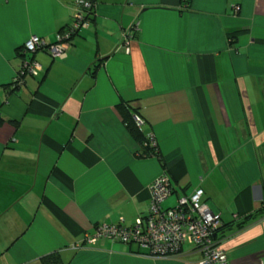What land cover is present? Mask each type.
Returning <instances> with one entry per match:
<instances>
[{
    "label": "crops",
    "instance_id": "1",
    "mask_svg": "<svg viewBox=\"0 0 264 264\" xmlns=\"http://www.w3.org/2000/svg\"><path fill=\"white\" fill-rule=\"evenodd\" d=\"M94 1L66 56L38 51L43 73L15 89L24 44H57L78 5L0 0V264L56 252L64 264H201L190 245L163 258L82 245L102 224L146 216L163 175L164 209L202 189L228 228L218 235L228 264H264V0ZM122 105L158 156L140 155Z\"/></svg>",
    "mask_w": 264,
    "mask_h": 264
},
{
    "label": "built area",
    "instance_id": "2",
    "mask_svg": "<svg viewBox=\"0 0 264 264\" xmlns=\"http://www.w3.org/2000/svg\"><path fill=\"white\" fill-rule=\"evenodd\" d=\"M78 12L70 29L59 37L57 44H49L38 36L31 37L21 49L23 61L18 75L14 80V87L25 85L24 78L29 75L39 77L44 71L43 65L33 56L40 50L47 51L53 58L65 55L66 45L63 41L75 36L83 29H88L90 20L96 8L94 0H76ZM127 33L121 45L126 54L130 53V39ZM138 128L144 122L138 116L134 117ZM152 146L157 151L154 139L150 138ZM173 190L169 178L163 175L156 179L151 186L152 203L149 213L139 217L132 226L118 224H102L93 235L86 236L82 245H93L101 239L111 240L148 250L151 257H174L181 254L185 245L204 256L201 264H228L226 254L220 250L218 235L224 228L221 215L203 201L204 191L196 189L190 195L181 198L174 208L164 209L163 204L172 196Z\"/></svg>",
    "mask_w": 264,
    "mask_h": 264
},
{
    "label": "trees",
    "instance_id": "3",
    "mask_svg": "<svg viewBox=\"0 0 264 264\" xmlns=\"http://www.w3.org/2000/svg\"><path fill=\"white\" fill-rule=\"evenodd\" d=\"M71 27V26H70ZM15 89H18L14 87ZM120 111L122 112L124 122L130 131L132 137L136 140L138 145L140 146L141 152L140 155L142 157H153V156H158V152L155 151V148L152 146L151 140L146 137V135L137 127L136 122L134 120V115L130 113V111L127 109L125 106H120L119 107ZM3 119L0 117V124L2 123ZM250 220V218L245 219L243 221H240L237 223V227L239 229L245 228V225L247 222ZM228 228L224 226V228L220 231L221 234H224L225 231H227ZM219 235L221 236V234ZM224 236V235H223ZM42 264H64L62 262V259L60 257V254L58 252L50 254L45 256L42 259Z\"/></svg>",
    "mask_w": 264,
    "mask_h": 264
}]
</instances>
